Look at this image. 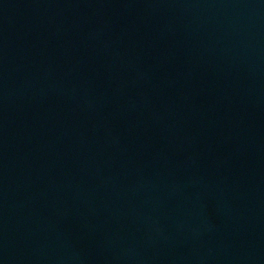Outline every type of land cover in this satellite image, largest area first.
Segmentation results:
<instances>
[{
	"label": "water",
	"instance_id": "95a60500",
	"mask_svg": "<svg viewBox=\"0 0 264 264\" xmlns=\"http://www.w3.org/2000/svg\"><path fill=\"white\" fill-rule=\"evenodd\" d=\"M0 264H264V0H0Z\"/></svg>",
	"mask_w": 264,
	"mask_h": 264
}]
</instances>
